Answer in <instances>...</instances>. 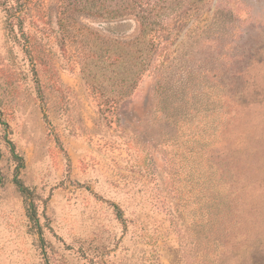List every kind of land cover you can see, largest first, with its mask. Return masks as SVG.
Returning <instances> with one entry per match:
<instances>
[{
  "label": "rangeland",
  "instance_id": "1",
  "mask_svg": "<svg viewBox=\"0 0 264 264\" xmlns=\"http://www.w3.org/2000/svg\"><path fill=\"white\" fill-rule=\"evenodd\" d=\"M24 2L0 264H264V0Z\"/></svg>",
  "mask_w": 264,
  "mask_h": 264
},
{
  "label": "trees",
  "instance_id": "2",
  "mask_svg": "<svg viewBox=\"0 0 264 264\" xmlns=\"http://www.w3.org/2000/svg\"><path fill=\"white\" fill-rule=\"evenodd\" d=\"M12 3H13L12 7L9 8L10 10H12V12L9 9H7L4 4H3L4 7L2 6V8H4L3 9L4 11L8 10V12H10L9 15L14 17L15 14H20L21 13V11L23 10V7L25 5V2H24V0L22 2L20 0H12ZM21 29H22V23L19 22V30L22 33L21 35L23 36L24 33L22 32ZM32 37H33V35H32ZM8 145H9L8 146V148H9L8 151H9L11 157L13 158V160H15L17 162V168H21L22 167L21 158L18 155L15 154L14 147H13V145L10 142H8ZM0 181H1V172H0ZM15 184H16V187H17L18 191L23 196H26V194L28 193V190L23 186V184L17 179H15Z\"/></svg>",
  "mask_w": 264,
  "mask_h": 264
}]
</instances>
